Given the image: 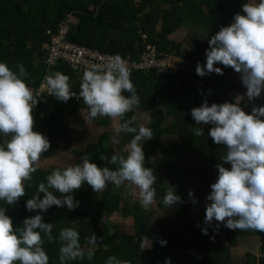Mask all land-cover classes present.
I'll return each mask as SVG.
<instances>
[{
    "label": "trees",
    "instance_id": "obj_1",
    "mask_svg": "<svg viewBox=\"0 0 264 264\" xmlns=\"http://www.w3.org/2000/svg\"><path fill=\"white\" fill-rule=\"evenodd\" d=\"M244 3H251V0H139L138 3L135 0H0V62L6 63L14 72H18L16 66L22 64L28 73L25 82L33 89L38 100L33 109V130L43 134L50 144L40 160L57 156L60 143L72 141V131L64 121L66 115L80 116L83 113L81 118L92 120L104 129L109 127L111 121V118L101 116L90 119L82 97L73 96L67 102H61L47 92H39L45 84V75L59 71L69 76L72 92L80 93L82 77L72 71L64 59L50 62L49 52L45 48L51 41L48 29H57L68 15L72 18L69 40L79 46L102 53H119L137 60L145 45L142 36L146 35L147 42L156 45L159 53L187 59L184 67L174 75L155 71L150 74L134 73L131 81L140 98L139 106L124 117L125 120L135 117L132 126L138 128L137 110L150 115L147 127L152 129L153 137L141 141V144L145 167L153 169L157 178L153 187L159 208L167 209L163 203L168 190L167 176L171 178L170 186L174 187L175 194L183 203L176 204L170 218L163 219L159 229H156L152 206L149 211L139 212L137 205L122 206L120 186L109 182L101 195L83 182L81 188L73 192L74 202H79L74 210L52 206L44 213L39 210L29 212L25 207L26 201L36 194L38 184L46 183L47 175L53 170L64 169L53 167V170H43L37 167L32 180L25 182V196L14 205L0 201V207L6 209L5 214L11 218L14 228L22 227L25 218L37 214L43 216L44 223H53L51 241L41 234L42 247L49 257L48 264H60L61 228L78 231L80 244L86 253L88 248L93 247L86 243V238L93 234L97 237L92 260L89 261L85 255L82 260H69L65 264H106L109 256L129 260L131 264H165L166 259H170L171 264H233L230 249L237 246L240 238L264 237V233L255 230H230L223 224L216 230L213 227L217 223L215 220L212 226L204 224L205 207L210 203L206 197L210 194V185L216 182V165L223 163L226 149L215 144L208 135L211 125H197L191 117V110L200 107L205 100L209 106L213 103H236L233 92L242 95L239 106L250 114L253 106H264V92L260 97L248 100L240 74L236 72L237 79H233L232 68L219 63L214 67L221 68L223 75L211 73L198 76L196 65L205 64V52L209 45L203 46L194 33L192 48L183 54V45L170 39L185 26L213 36L221 27L233 23L234 15H243ZM123 94L130 95L127 92ZM194 127L202 128L204 135L195 136ZM115 135L114 132L113 137ZM133 135L120 133L118 147L122 149L127 146ZM173 136H178L179 141L169 139ZM9 138L0 134V144ZM75 153L80 157L87 156L91 163L100 168L116 170L119 167L110 163L111 156L119 154L112 145L108 130ZM101 155L108 159H99ZM223 166L231 167L230 164ZM50 191L60 197L54 189ZM189 192L197 201L194 209L190 207L193 203L188 197ZM39 197L42 199L43 193H39ZM196 209H200V212L197 213ZM117 213L131 218L134 231L122 234L115 242L104 217L109 218ZM205 227L208 235L202 234ZM222 238L226 246L222 245ZM161 240L167 243L161 246ZM147 241L151 243L150 249H144ZM245 264H264V257L247 253Z\"/></svg>",
    "mask_w": 264,
    "mask_h": 264
},
{
    "label": "clouds",
    "instance_id": "obj_2",
    "mask_svg": "<svg viewBox=\"0 0 264 264\" xmlns=\"http://www.w3.org/2000/svg\"><path fill=\"white\" fill-rule=\"evenodd\" d=\"M138 1L135 0L136 3ZM242 12L243 15H234L233 23L221 27L211 36L208 40L209 48L205 52L206 62L204 65L198 63L195 72L201 77L211 73L223 75L221 68L214 65L219 63L231 67L240 74L241 83L247 90L246 96L251 101L264 92V0L244 3ZM159 29L160 27L157 28ZM143 40L145 45L139 59L133 60L119 53L111 54L114 56L109 57L106 62L92 64L84 70L83 75H79L82 77L79 95L88 107L89 118L101 116L123 121L115 129L113 140L116 143H119L120 133L134 134L126 146V157L115 154L111 156L110 163L119 165L116 170L100 168L91 163L87 156L79 164H70L63 170H53L47 175L46 183L40 182L36 194L26 201L27 211L39 210L44 213L52 206L74 210L79 202H74L73 192L80 189L83 182H87L96 193L103 191L109 182L117 187L127 182L132 188L129 194L138 195L145 209L153 205L156 198L153 185L157 178L153 169L145 167L141 144V141L152 139V129L144 125L133 127L135 117L124 119L126 113L139 106L140 100L131 76L138 72L150 74L155 71L130 73L123 60L128 58L139 61L147 45L156 47L147 42V36ZM159 54L178 66L171 74L166 75L176 74L186 64L183 58ZM173 59L182 62L175 63ZM16 67L18 72L0 62V134L10 137L0 144V201L8 205H14L25 196V182L32 180L42 154L50 148L48 139L33 130V109L38 100L33 89L25 82L28 73L22 64ZM44 80L43 86L61 102H67L75 95L69 84V76L59 71L45 75ZM125 92L130 95L125 96ZM191 117L197 125H211L208 135L215 144L226 149L223 163L216 165V182L210 185L211 191L206 197L210 203L205 207L204 224L212 226L215 220L217 223L213 227L216 230L223 224L230 230H255L264 233V106H253L251 113L246 114L239 102L213 103L209 106L205 100L200 107L191 110ZM194 135L203 136V129L194 127ZM99 159L108 158L101 155ZM223 164H230V169ZM50 189L58 192L60 197ZM39 193H43L42 199ZM188 197L193 204L197 203L192 192L188 193ZM163 203L170 208L183 201L175 194L174 187L168 186ZM5 213L6 209L0 207V264H48L49 257L42 247L41 234L51 241L53 223H44L43 216L37 214L25 218L22 227L14 228L11 218ZM202 234L208 235L207 227L202 228ZM59 240L60 264L69 260H82L85 255L89 261L93 259L97 242L94 234L86 238V243L93 246L88 248L87 253L74 228H61ZM166 243L160 241L161 246ZM106 264L131 262L109 256ZM165 264H171L170 259H166Z\"/></svg>",
    "mask_w": 264,
    "mask_h": 264
},
{
    "label": "rangeland",
    "instance_id": "obj_3",
    "mask_svg": "<svg viewBox=\"0 0 264 264\" xmlns=\"http://www.w3.org/2000/svg\"><path fill=\"white\" fill-rule=\"evenodd\" d=\"M252 2H257L256 0H251ZM195 33L196 39L200 41V43L204 46L208 44V40L211 39L210 33L203 34L202 32L198 30H194L193 28L190 29L189 27L185 26L183 28H180V30L175 33L173 36H171V39L176 42H181L183 44L182 50L183 54H187L190 49L193 46V34ZM170 58H173L172 56ZM184 61L187 63V59H184ZM173 62L175 63H181L182 60L173 59ZM232 78L237 79L236 72L232 69ZM233 98L236 100V102H241L242 95L238 92L232 93ZM245 113L247 114V110L240 106ZM83 113L80 114L82 116ZM79 114H69L64 117L65 123L69 126V128L72 131L71 136V142H61L60 148H59V154L51 159L47 160H40L38 162L37 167L43 170H53V167L58 168H65L69 166L70 164H76L77 161L82 162V159L84 157L78 156L75 151H81L85 148L86 144L89 142L94 141L98 135L105 132L106 130L109 131L110 136L112 137V145L114 146L115 150L120 156H124L127 153L125 151L126 146L124 148L120 149L116 142L113 140V135L115 132L116 127L119 124V120H113L111 119L110 125L107 129L101 128L98 125H96L95 122L92 120L86 121L84 117H78ZM137 117V123L138 125H144L148 126L150 115L146 112H141L140 110H137L136 112ZM110 129V130H109ZM178 136H173L169 138L170 140H173L175 142H178L179 139ZM167 140V139H166ZM185 162V161H184ZM167 185L170 186L171 178L169 176L166 177ZM121 192H122V206L124 204L127 205H137L138 211H149L150 209H154L153 212V223L156 227V229H159L160 223L163 219L170 218L172 212L174 211L176 205L167 209H160L158 206V198H155V202L153 205H151L148 209H145L140 202L139 196H133L130 195L129 192L132 190V188L128 185L126 182L125 184L120 186ZM138 193V189H136ZM101 191V195H102ZM190 207L194 209V204H190ZM196 212L199 213L200 209H196ZM104 220L106 223H108V227L110 228L112 237L115 242L119 241V238L122 234H128L133 233L134 226L132 225L131 218L124 217L121 213L114 214L112 217L107 218L104 217ZM201 220V219H200ZM246 238H240L238 241V244L236 247H232L231 255L233 264H245V259L247 253L255 254L257 257H260L264 255V238H255V237H249ZM222 245L226 246V243L224 242L223 238L221 239ZM151 243L149 241L144 243V249H150Z\"/></svg>",
    "mask_w": 264,
    "mask_h": 264
},
{
    "label": "built area",
    "instance_id": "obj_4",
    "mask_svg": "<svg viewBox=\"0 0 264 264\" xmlns=\"http://www.w3.org/2000/svg\"><path fill=\"white\" fill-rule=\"evenodd\" d=\"M71 23V15H68L67 20L58 29H48L47 33L51 36V41L45 45V48L49 52L50 62H54L57 59H64L72 71L79 76L83 75L84 70L92 64L104 63L109 57L114 56L111 54H102L97 50L79 46L71 42L69 40ZM143 38L146 39V36H143ZM123 60L130 73L132 71L148 72L155 70L157 73L171 74L173 69L178 68V66H174L164 56L160 55L153 45H147L146 51L139 61H131L128 58H123ZM39 92H47V94H50L43 85ZM74 97L80 98V95L75 94Z\"/></svg>",
    "mask_w": 264,
    "mask_h": 264
},
{
    "label": "crops",
    "instance_id": "obj_5",
    "mask_svg": "<svg viewBox=\"0 0 264 264\" xmlns=\"http://www.w3.org/2000/svg\"><path fill=\"white\" fill-rule=\"evenodd\" d=\"M250 237H252V238H253V237H255V238H264V237H260V236H250ZM248 238H249V237H247L246 239H248ZM246 239H245V240H246Z\"/></svg>",
    "mask_w": 264,
    "mask_h": 264
}]
</instances>
